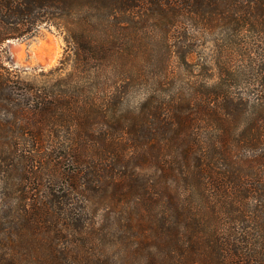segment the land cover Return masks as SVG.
Returning <instances> with one entry per match:
<instances>
[{"label":"trees","instance_id":"trees-1","mask_svg":"<svg viewBox=\"0 0 264 264\" xmlns=\"http://www.w3.org/2000/svg\"><path fill=\"white\" fill-rule=\"evenodd\" d=\"M0 264H264V0H0Z\"/></svg>","mask_w":264,"mask_h":264},{"label":"rangeland","instance_id":"rangeland-1","mask_svg":"<svg viewBox=\"0 0 264 264\" xmlns=\"http://www.w3.org/2000/svg\"><path fill=\"white\" fill-rule=\"evenodd\" d=\"M43 35L29 41H9L5 48L12 62L28 69H49L56 66L65 51L64 39L59 33L45 31Z\"/></svg>","mask_w":264,"mask_h":264}]
</instances>
